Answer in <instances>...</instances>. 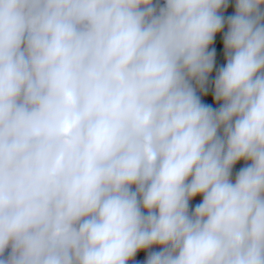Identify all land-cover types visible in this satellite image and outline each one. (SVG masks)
I'll return each mask as SVG.
<instances>
[{"label":"clouds","instance_id":"1","mask_svg":"<svg viewBox=\"0 0 264 264\" xmlns=\"http://www.w3.org/2000/svg\"><path fill=\"white\" fill-rule=\"evenodd\" d=\"M261 5L0 0V264H264Z\"/></svg>","mask_w":264,"mask_h":264},{"label":"flooded vegetation","instance_id":"2","mask_svg":"<svg viewBox=\"0 0 264 264\" xmlns=\"http://www.w3.org/2000/svg\"><path fill=\"white\" fill-rule=\"evenodd\" d=\"M261 8H264V5H261ZM233 11H234V1L232 2L230 8H227L225 10L221 8L219 10V13L221 15L227 16V15L233 13ZM223 34H224V32H221V31L217 32L213 37V41L209 45V49L215 48L216 51H215V55H214L213 68L208 74V78H207L206 85H205L207 88V91L202 93V92H200L199 89H197V94L200 95L201 101L203 103L210 104L213 108L218 107L219 103H220L219 101H213L212 100V81H213V78L216 74L217 68L222 66L225 62V56H224V52H223V42H222ZM244 163H245L244 161H238L233 166L232 174H231L230 178L234 179V175H235L236 170L239 167H241ZM199 199H200L199 196L193 198V200H191L189 202L190 205L192 203L197 202ZM158 248H159L158 245H152L149 249L138 250L137 253L135 254V256L132 258H133V260H143L145 258V256L147 255L148 251L158 250Z\"/></svg>","mask_w":264,"mask_h":264},{"label":"water","instance_id":"3","mask_svg":"<svg viewBox=\"0 0 264 264\" xmlns=\"http://www.w3.org/2000/svg\"><path fill=\"white\" fill-rule=\"evenodd\" d=\"M234 0H227V7H222V9H227V8H230L231 7V4H232V2H233ZM227 30V25L225 24L221 29H220V31L221 32H225ZM7 251V250H6ZM132 262H133V258H131L128 262H127V264H132Z\"/></svg>","mask_w":264,"mask_h":264},{"label":"trees","instance_id":"4","mask_svg":"<svg viewBox=\"0 0 264 264\" xmlns=\"http://www.w3.org/2000/svg\"><path fill=\"white\" fill-rule=\"evenodd\" d=\"M154 3H160V4H162L163 1L162 0H154Z\"/></svg>","mask_w":264,"mask_h":264}]
</instances>
